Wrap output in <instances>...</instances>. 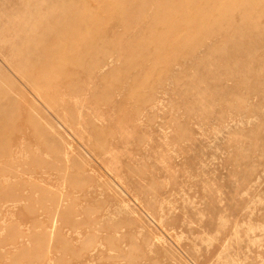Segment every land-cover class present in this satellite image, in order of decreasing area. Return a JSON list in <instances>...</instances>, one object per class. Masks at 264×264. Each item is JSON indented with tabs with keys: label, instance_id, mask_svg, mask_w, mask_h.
<instances>
[{
	"label": "rangeland",
	"instance_id": "1",
	"mask_svg": "<svg viewBox=\"0 0 264 264\" xmlns=\"http://www.w3.org/2000/svg\"><path fill=\"white\" fill-rule=\"evenodd\" d=\"M171 2L0 0V264H264V0Z\"/></svg>",
	"mask_w": 264,
	"mask_h": 264
},
{
	"label": "bare ground",
	"instance_id": "2",
	"mask_svg": "<svg viewBox=\"0 0 264 264\" xmlns=\"http://www.w3.org/2000/svg\"><path fill=\"white\" fill-rule=\"evenodd\" d=\"M218 2L217 0H212V2L214 3V2ZM170 2V1H169ZM180 2H183V0H180ZM188 2V1H187ZM171 4H173L174 5V0H172V2H171ZM188 4V3H187ZM123 10V9H122ZM121 10V11H122ZM120 11V10H119ZM71 13H72V16H74V17H78V16H80L81 14H89L90 13V10L89 9H87V8H84V9H82V8H76V9H74V10H72L71 11ZM77 30V28L76 27H72V28H70V29H68V28H66V29H64V32H61L59 35H60V38H62V36L64 37V36H70L71 37V33H74L75 31ZM6 41V40H5ZM1 44H2V42H1ZM16 65V64H15ZM33 84V83H32ZM2 101V100H1ZM2 104V103H1ZM0 104V105H1ZM2 118V116L0 117V121L2 120L1 119ZM1 129H3L2 127L0 128V130Z\"/></svg>",
	"mask_w": 264,
	"mask_h": 264
}]
</instances>
